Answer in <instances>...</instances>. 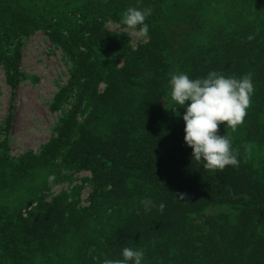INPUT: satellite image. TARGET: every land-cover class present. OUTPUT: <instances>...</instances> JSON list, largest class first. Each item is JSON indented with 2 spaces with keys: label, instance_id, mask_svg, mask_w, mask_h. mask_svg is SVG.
Returning <instances> with one entry per match:
<instances>
[{
  "label": "trees",
  "instance_id": "trees-1",
  "mask_svg": "<svg viewBox=\"0 0 264 264\" xmlns=\"http://www.w3.org/2000/svg\"><path fill=\"white\" fill-rule=\"evenodd\" d=\"M146 6L136 48L104 27H126L122 13ZM38 31L71 63L52 109L73 99L39 154L14 159L0 144V264H103L124 247L143 250L142 264H264V0H0V64L13 87L19 40ZM211 71L251 72L255 88L244 123L219 127L239 167L215 173L192 160L169 87L171 74ZM42 170L88 172L87 205L78 187L38 199L51 176L28 182ZM146 198L156 205L147 212Z\"/></svg>",
  "mask_w": 264,
  "mask_h": 264
},
{
  "label": "rangeland",
  "instance_id": "rangeland-1",
  "mask_svg": "<svg viewBox=\"0 0 264 264\" xmlns=\"http://www.w3.org/2000/svg\"><path fill=\"white\" fill-rule=\"evenodd\" d=\"M104 27L113 33L126 34L133 48L146 42L145 37L137 36L117 23L106 21ZM19 43L18 81L14 87L0 64V144L6 141L8 153L14 159L40 153L55 136L56 128L70 110L73 99L70 97L59 109H52L55 96L70 78L71 63L62 50L42 31L21 38ZM99 89L102 90L103 86ZM55 172L42 170L34 173L28 183L36 187L41 186L47 174L51 176L47 189L36 191L34 195L49 201L63 191L78 187L79 195L74 200H78L80 206H86L90 189L83 180L89 178V173L82 171L72 180H60V175ZM216 211L218 209L210 210Z\"/></svg>",
  "mask_w": 264,
  "mask_h": 264
},
{
  "label": "clouds",
  "instance_id": "clouds-1",
  "mask_svg": "<svg viewBox=\"0 0 264 264\" xmlns=\"http://www.w3.org/2000/svg\"><path fill=\"white\" fill-rule=\"evenodd\" d=\"M152 13L150 6L129 7L122 13L121 23L135 35L147 37L149 28L145 21ZM252 76L249 72L240 78L226 77L211 71L204 78L190 79L185 73L171 74L169 87L174 114L179 115L175 110L184 108V143L192 149V160L206 171L215 173L227 166L239 167L238 151L233 150L231 137L218 132L221 124L235 132L244 123L255 91ZM141 203L146 212L156 207L147 198ZM164 208L160 203L158 210L162 213ZM121 256L122 259H104L103 264H142L145 253L124 247Z\"/></svg>",
  "mask_w": 264,
  "mask_h": 264
},
{
  "label": "built area",
  "instance_id": "built-area-1",
  "mask_svg": "<svg viewBox=\"0 0 264 264\" xmlns=\"http://www.w3.org/2000/svg\"><path fill=\"white\" fill-rule=\"evenodd\" d=\"M34 205H35V204L28 206V207L23 211L24 216L26 215L27 212H29V211L31 210V208H32Z\"/></svg>",
  "mask_w": 264,
  "mask_h": 264
}]
</instances>
